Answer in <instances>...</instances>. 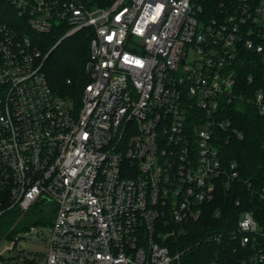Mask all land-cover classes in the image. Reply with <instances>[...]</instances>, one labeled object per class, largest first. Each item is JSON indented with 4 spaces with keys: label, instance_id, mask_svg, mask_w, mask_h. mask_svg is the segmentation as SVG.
Instances as JSON below:
<instances>
[{
    "label": "built area",
    "instance_id": "built-area-1",
    "mask_svg": "<svg viewBox=\"0 0 264 264\" xmlns=\"http://www.w3.org/2000/svg\"><path fill=\"white\" fill-rule=\"evenodd\" d=\"M227 7L202 21L194 0H0V215L54 208L42 264H174L169 239L238 177L217 140L239 97L231 66L242 48L264 60V0ZM84 29L90 82L77 107L45 76L52 50L28 34L60 32V43ZM256 103L264 114V89ZM238 226L243 245L259 233L250 211ZM39 235L34 226L0 247ZM16 252L0 264H41Z\"/></svg>",
    "mask_w": 264,
    "mask_h": 264
},
{
    "label": "trees",
    "instance_id": "trees-1",
    "mask_svg": "<svg viewBox=\"0 0 264 264\" xmlns=\"http://www.w3.org/2000/svg\"><path fill=\"white\" fill-rule=\"evenodd\" d=\"M228 3L229 0H194V7L200 20L212 21L227 13ZM28 35L44 53L52 50L43 71L53 90L79 105L83 90L90 82L86 72L91 57L90 31L81 30L60 43L63 36L60 32L43 35L29 32ZM231 68L237 76L239 97L226 106L224 118L231 121V129L221 131L217 141L224 166L230 170L236 163L238 177L228 173L222 178L229 186L221 180L215 200L207 206L201 219L187 223L186 233L169 239L170 253L180 255L174 264H264V261L251 262L252 257L264 255V114L256 103L258 91L264 89V60L242 48ZM37 210L38 207L32 208L22 220L17 208L0 215V244L32 225L43 224V217L30 216L37 214ZM246 211L253 213L259 233L243 245L238 224ZM218 237L221 239L217 240ZM10 261L7 259L3 264Z\"/></svg>",
    "mask_w": 264,
    "mask_h": 264
},
{
    "label": "rangeland",
    "instance_id": "rangeland-1",
    "mask_svg": "<svg viewBox=\"0 0 264 264\" xmlns=\"http://www.w3.org/2000/svg\"><path fill=\"white\" fill-rule=\"evenodd\" d=\"M80 106H81V102L79 105H77V107H80ZM35 207H38V210L36 211L37 214L30 215V216L31 217L32 216L33 217L34 216L35 217L41 216L44 218L45 222L43 221V224L38 225L37 227H39V229L45 233L46 237H43L44 235H39L38 238H35L32 241H24L23 243H19V245L16 246V249L14 251H9L6 245L10 246V245L14 244V242L17 241L18 234H16L13 239H8L7 242H5L6 245H3L0 247V255H7V254L10 255V254H14V252L17 253L16 251H18V248H19L20 250H24L26 252H32L33 254H36L38 257H40V263L41 264L44 263V260L46 258L47 252H48V246H49L47 236H49L48 234L52 228V222L54 221L55 211L51 207H48V208L43 207V206H35ZM25 215L21 214L20 219L21 220L24 219ZM34 226H36V225L30 226L25 231L31 230ZM13 240H14V242H13ZM9 255L7 257H9ZM9 259L11 260L10 264H21V263H23L18 258L17 259L9 258ZM28 262H30V264H37V262L33 258H30L28 260Z\"/></svg>",
    "mask_w": 264,
    "mask_h": 264
}]
</instances>
